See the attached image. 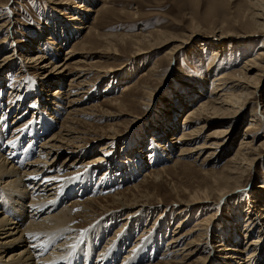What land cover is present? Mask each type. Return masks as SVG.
<instances>
[{"label": "rangeland", "instance_id": "rangeland-1", "mask_svg": "<svg viewBox=\"0 0 264 264\" xmlns=\"http://www.w3.org/2000/svg\"><path fill=\"white\" fill-rule=\"evenodd\" d=\"M4 1L0 0V3ZM80 2H85L82 3L83 5H101V1L98 0H91V3L85 0H70L66 6L51 5L48 4L47 0H8L5 3L8 15L14 17L15 22L13 21V26L9 30V39L6 45L0 47V58L5 54H9L11 57L16 56V58L11 61L12 63L0 67V140L2 144L4 140H10L7 147L3 146L0 151L1 153L7 151L10 145H18L20 151H26V148L30 146L28 150L33 153L31 152V155L26 158L31 159V157L36 156L43 160L46 156L41 144L53 133L61 130L66 131L73 127L76 128L75 131L86 132L83 134L84 136L79 134L82 137L79 143L82 150L81 154L73 151L75 142L53 151V153H59L56 156L55 168L61 164L66 156L69 158L78 157L77 159H79L76 165L66 169V172L68 173L69 170L70 173L62 176L72 180L70 185L75 190V195L72 196L71 194L61 204L63 205L69 200H72L71 203L76 202V204H72L73 208L68 207L71 209L70 215L73 219L70 226L74 228L75 238H81V247L86 245L88 239L92 240L91 264L93 261L95 264L97 262L95 255L101 256L100 254L104 253L102 249L109 247L105 246V241L112 243L114 239L109 241V238L114 236L117 239V234H122L127 228L129 230L128 239L117 257L114 256L112 264H122V256L126 250L129 251L130 247L133 249L132 251L130 249V252L137 257L135 263L132 264L166 262L172 258L173 254L170 252L174 248L173 245H167L168 240L180 218H182L181 216L186 215V219H182L181 222H183L182 230H187L194 228V224L200 221L203 215L210 210L202 207L205 203H198L192 205L195 209L188 211L187 214L179 213L182 207L178 203L179 200L184 202L197 191H211L220 185L218 171H220L227 156L236 149L244 125L249 122L250 109L253 104H249L247 109L236 117V121L231 127L230 146L225 149V153L214 164L198 165L200 159L205 156V150H203L199 155L200 159H197L196 162H193L196 153H191L184 156L181 163L173 166V160L177 158L178 146L169 147L167 142L161 141L159 138L164 133L160 129H165L172 141L182 129L186 128H182L181 124L183 114L197 105L210 91L213 74H208L209 65L207 63L210 58V51L215 46L227 45L225 53L231 50L234 53L232 54L233 59H239L235 64H230L232 67L236 63L237 65L242 64L244 58L254 54L255 49L259 48L256 45L264 40V33L253 38L241 37L242 34L246 33L245 29L242 25L233 23V17L243 7V0H108L105 4L106 7L97 15L89 12L87 17L85 16V22L88 23L92 22L93 17L96 19L93 37H97L92 38L91 45H87L95 52L85 59L89 62L97 59L100 66L112 69L113 73L108 74L104 79H98L94 73L87 75L92 91L80 103L83 107L92 110H89V114L74 116L77 121H73L74 124H69L64 122L68 115L67 111H69L66 101L55 99L53 102H49L47 97L42 98L39 94L42 87H46V91L47 89L59 88L60 85L56 83V79L52 78L48 81L53 80L52 82L44 83L43 79H40L38 75L36 76L34 69L28 68L25 71L24 64L26 63L22 66V62H24L23 56L26 47H37V45H33L36 38L44 43V39L48 38L47 36L53 38L56 44L57 42L61 44L56 51V56L52 55L55 51L51 50L53 45L49 42V44H44L46 56H54L52 58L55 63L62 61L67 51L66 48H71L78 39H83V34L86 31H76L73 28L74 24L65 26L68 24L66 19L70 18V14H72L70 6ZM55 9L62 12V17L56 16ZM221 25L225 28H235L233 29L235 31H233L234 36L223 40L225 43L219 45H217L219 39L216 37L210 36L205 40L203 36L212 34ZM61 30L62 32H60ZM162 33L172 35L175 40L161 47L153 48L147 54L132 56L135 47L131 44L135 40H138L140 44L147 39L159 37ZM12 43H15V51L12 50L14 47L11 45ZM16 43L22 44V49L18 50V46L21 45H16ZM204 43H207L206 48L201 51L199 48L203 47ZM108 44H112L114 48L123 51L121 55L111 57L102 54L101 52ZM177 44H180V48L171 53L172 67L162 63L163 71L161 70L158 80L153 78L148 81V91L151 90L152 92L148 95L151 98L149 100L150 106L147 107L148 110H151L148 111L140 107L138 104L143 99L142 86L147 78V76L142 75L160 55L170 52ZM78 56L80 55L75 57ZM220 59L224 58L221 57ZM223 62L217 59L214 65L215 63L222 65ZM228 67L229 64L227 67L223 66L222 70L231 68ZM76 74L77 71L72 67L70 73L63 77L62 84L65 85L69 78ZM126 84L135 85L130 92L123 93L124 96H122L126 100L128 99L127 102H124L127 105V111L117 114V108L110 105L109 102L106 103V100L119 99L122 86ZM259 89L262 98L264 97V72H261ZM146 101L148 102V100ZM15 103L20 104L16 107ZM107 111H111L110 113H114V115H104L107 114ZM147 112L149 113L147 114ZM70 117L72 118V116ZM158 124L160 126L164 124V127L159 128ZM16 125L17 127L22 126L20 131L16 130ZM206 125L205 134L214 131L215 126L212 123H209L210 126L208 123ZM109 126L115 130L110 132V136L116 133L113 138L103 137V132ZM157 129L160 137L156 132ZM171 129L174 131L172 132ZM75 135L72 134L73 137ZM263 136L264 133L260 131L257 143L264 141ZM153 141H159L160 145L166 147L164 146L162 150L156 152ZM259 150L261 157L256 159L250 167L247 187L252 184L255 185L254 187L258 184H262L264 187V146ZM99 155H101V160L99 162L94 161ZM162 167L165 168V172L161 174L160 179H153L155 183L152 180L142 182L143 175L149 173L150 169L157 170ZM134 185H137L140 191L148 192L149 195L145 201V210L140 213L141 217L137 214V218L127 223L128 221L123 220L122 217L126 211L132 209L120 208L117 204L118 200L115 198L121 196L130 199L132 195L137 194L136 190L138 189L133 188ZM152 185H158L159 188L154 190ZM253 190L257 194H264V188H260L259 191ZM245 193L246 191H241L239 199H235L236 193H228V198L222 205V211L218 212L220 218L212 223L214 225L211 228L215 227L218 230L217 235L220 233L219 240H221L222 245L233 249L235 247H232L231 243H238V237L233 239L234 232H241V234L238 233L239 239H241L239 246L243 247L244 255L235 256L231 260L223 259L221 252L218 253L215 249V251L213 250L212 261L208 264H264V236L260 239L259 244H254L257 250L254 251L251 260L248 259V263L244 262L253 252L251 248L244 250V244L252 237L256 238L261 234L258 228L253 227L246 238H243L245 235L244 233L242 235L243 224L249 218L248 216L255 213L253 211L250 215H245L249 212L248 207L243 206L240 209L238 202H246ZM87 199L93 200L91 205L87 204ZM82 202L89 207L85 208ZM211 202L213 203V201ZM230 216L233 222L237 223V230L232 228L234 224H229L226 221ZM119 226L123 229L117 231ZM135 239L139 240L136 241ZM132 243L134 244L131 246ZM203 252L207 254L205 250ZM99 256L98 258L102 257ZM129 262L130 260H126L124 264H130ZM81 263L85 264L84 261L79 264Z\"/></svg>", "mask_w": 264, "mask_h": 264}, {"label": "bare ground", "instance_id": "bare-ground-1", "mask_svg": "<svg viewBox=\"0 0 264 264\" xmlns=\"http://www.w3.org/2000/svg\"><path fill=\"white\" fill-rule=\"evenodd\" d=\"M7 1L8 0H5L0 3V47L6 45V42L9 39V30L15 22L14 17L8 15L6 9L7 6L5 5ZM85 1L91 3V0ZM98 1H101V5L99 6H93L91 4L83 5L82 3L85 2L76 3L75 5L70 6L72 14H70V18L66 19L68 24H65V26L74 24L73 28L76 31H86L83 34V39H78L71 48H66L67 51L61 62L55 63L52 58L56 56V51L59 49V44L61 43L59 42L58 44L57 42L56 44L53 41V38L49 36L44 39V43L36 38L33 45H37V47L33 48L32 46H29L24 50V62H22V66L26 63L24 64L25 71L28 68H32L36 72V76L38 75L40 79H43L42 81L44 83L52 82L53 80L50 82L48 81L53 78L54 80L56 79V83L60 85L59 88H54L52 90L47 89V91L45 90L46 87H42V90H39V94H41L40 97L42 98L47 97L49 102H53L55 99L66 101L65 103L67 104L66 106L69 108V111H67L68 115L65 117L64 122L69 124H74L73 121H77L74 116L89 114V110H92L88 107H83L80 103L88 97L89 93L92 91V88L89 87L91 84L89 83L87 75L94 73L97 75L98 79H104L108 74L113 73L112 69L100 66L98 64L99 60L95 59L94 61L89 62L85 59V57L88 58L91 53L95 52L87 45L92 44V38H97L93 37V29L96 19L93 17L90 24L85 22V16L87 17L89 12L97 15L106 7L105 4L108 0ZM47 2L48 4L55 6L59 4L66 6L70 0H47ZM243 2V7H241L235 13V17H233V23L235 22L239 26L242 25L245 29L244 31L246 33L242 34L241 37L253 38L263 34L264 0H243ZM54 11L56 12V16L62 17L61 11L56 9ZM233 29L235 28H225L221 25L218 29H214L215 31H213L212 34H205L207 36L203 37L205 40L210 36L216 37L219 39V42L217 43V45H219L225 43L223 40L234 36L233 33L235 31ZM60 32H62V30ZM174 40L175 38H173L172 35H166L165 33H162L159 37L147 39L140 44L138 40H135V42L131 44L135 47L132 56L136 57L147 54L153 48L161 47ZM48 42L53 45V49L51 50H55L54 53H52L54 56L50 55V57H47L45 54L43 45L46 43L49 44ZM17 44L21 45L18 46V50L22 49V44L16 43V45ZM206 44L207 43H204L203 47L199 49L201 51L205 50ZM11 45L14 46L12 50L15 51V43H12ZM256 46H259V48L255 49L256 51H254V54L244 58L242 64L238 63L239 65H237L236 63V65L232 67L230 64H235L239 59H233L232 54L234 53L231 50L225 53V50H227L225 48L228 47L227 45L221 44V46H215L212 51H210L211 54L207 63V65H209L208 74H213L209 89L210 91L207 92V95L199 101L197 105L191 107L183 114L181 124L182 128H186L182 129L180 134L174 138V140L172 139V141L166 130L160 129V131L164 133V135L159 138L161 141L163 140L164 142H167L169 147L173 145L178 146V153L176 154L177 158L173 160V166L181 163V159L191 153H196L193 160V162H196L197 159H200L199 155L203 150H205V156L200 159L198 165L214 164L221 158V155L225 153V149L230 146L229 139L232 135L231 127L233 126L234 121H236V117L241 115V113L247 109L249 104H253L250 109L249 122L244 125L242 136L238 139L239 143L236 149L227 156L220 171H218L220 185L211 191H197L193 196H190L188 200H185L184 202L179 200L178 202L182 205L179 213L184 212L187 214L188 211L195 209L192 205H197L198 203H205L202 207L204 209L209 208L210 210L203 215L200 221L194 224V228L187 230H182L183 222H181L182 219H186V215L181 216L182 218H180L175 230L172 231L173 234L172 236L170 235L171 237L167 244L174 246L172 250L169 246V249L172 251L170 253L173 254L172 258H169L170 260L168 261L165 260L166 262H159L157 264H208L212 261L213 250L215 251V249L216 252H221L223 259L231 260L235 256L244 255L242 250L243 247L239 246L241 240L239 239V234H241V232H234L233 239L238 237V243L229 242L232 247H235L233 249L228 248V246L225 247L224 244L222 245L220 243L221 240H219L220 233L217 235L218 230L215 227L211 229L212 225H214L212 223L220 218L218 212L222 211V205L226 202V199L228 198L227 196L230 193H236L237 196H235V199H239L240 192L246 191V202H238L240 204V209L243 208V206L248 207L249 212L248 214L245 213V215H250L253 211L255 212L254 215L252 214L248 216L249 218L244 222L245 224H243L244 229L242 230V235L243 233L245 234L243 235V238H246V235L249 234L253 227L258 228L261 232V234L256 237L257 239L252 237V239L248 241L249 244H247L248 242L244 244V250L251 248L253 251L250 255L248 253L249 256L244 262H247L248 259L251 260L254 251L257 250V248H255L256 245L254 244H259L260 239L264 236V194H257L253 190L256 189L259 191L260 188L264 187L262 184H258L256 187L252 184L247 187V178L250 167L256 159L261 157L259 149L264 146V141L257 143V139L260 137V131L264 133V97L261 98L262 94L259 89L261 72H264V40ZM179 48L180 44H177L170 52H165L160 55L152 66L142 75L147 76V78L142 86L143 99L139 101L138 104L140 107L148 110L147 106H150L149 100L151 98V96L148 97V95L152 92L151 90L148 91V81L153 78L158 80V76L162 70V63L170 68L172 67L171 53ZM121 52L123 51L114 48L112 44H108V46L104 47V50L101 53L110 55L111 57H117L121 55ZM76 55L80 56L75 57ZM221 57L224 59H220ZM15 58L16 56L11 57L9 54L3 55L2 58H0V67L9 64ZM217 59L224 61L222 65L216 63L214 65V62ZM228 64L231 68L222 70L223 66L227 67ZM72 67L77 71V74L71 76L65 86L62 84L63 77L70 73ZM134 85L135 84H126L122 86L123 88L120 92V96H118L121 101L118 98L106 100V103L109 102L110 105L117 108V114H122L127 111V105L124 102H127L128 99L126 100V98L122 96H124L123 93L130 92ZM45 91L49 94H46ZM73 91L75 92L73 93ZM38 99L40 100L39 97ZM146 100H148V102ZM19 104L20 103H15V106L18 107ZM58 104L59 103L57 102V105ZM150 110L151 109L148 111ZM110 112L111 111H107V114L104 115H114V113ZM148 113L149 112H147V114ZM70 116H72V118ZM207 123L208 125L209 123H212V125L215 126V129L213 132H207V134H205ZM21 127L22 126L19 125L16 130L20 131L19 129H21ZM162 127H164V124L159 128ZM75 130L76 128L73 127L66 131H56L57 133H53L47 138L41 144L44 149V155L46 156L43 160L36 156L33 158L31 157V159L26 158L31 155L32 151L28 150L30 146L26 148L27 150L25 149L26 151H20L18 145H10L8 150L3 153L0 151V264H79L82 261H84L85 264H91V250L93 249L92 240L88 239L86 245H82L81 247V238H75V233H73L74 228L70 226L73 218L70 215L71 209L68 207H72V204L74 205L76 202L71 203L70 201L72 200H69V202L66 201V203H64L65 205H61L71 194L72 196L75 195V190H73L70 185V181L72 180L62 176L70 173L69 170L67 173L66 169H70L73 165H76L79 159H77L78 157L69 158L66 156L58 167H54L56 156L59 155V153H53V151L64 148V146L69 145L71 142L76 143L73 151L80 152L81 154L82 150L79 143L82 137L80 135L86 134V132ZM114 131V128L109 126L104 132H101H103V137L113 138L116 136V133L115 135L110 136V132ZM171 131L173 132L174 130L171 129ZM156 132H158V129ZM72 134L76 135L73 137ZM157 134L158 137H160L159 132ZM9 142L10 140H4V143L2 144L0 140V148L2 149L3 146L7 147ZM153 142H155L154 150H156V152L162 150L165 146L160 145L158 143L159 141ZM103 148H105V146H103ZM100 156L101 155L94 159V161L99 162V160H101ZM81 163L83 162L81 161ZM163 172H165L164 167L157 170L150 169L149 173L143 175L144 178L142 182L152 180L155 183L154 180L160 179ZM69 176L67 175V177ZM152 186L154 190L159 188L158 185ZM133 188L138 189L136 190L137 194L132 195L130 199L121 196L115 198V200H118L117 204L120 208L132 209L126 211L124 217H122L123 220L128 221L127 223L132 222L134 218H137V214L141 217L140 213L145 210V201L149 195L148 192L144 193V191H140L137 185H134ZM92 201L93 200H88L87 204L91 205L90 203ZM211 201H213V203ZM88 207L89 206L85 205V208ZM221 218L223 217L221 216ZM226 221L229 224H234L232 228L237 230V223L233 222L231 216L229 219H226ZM122 229L123 228L121 227L117 228V231ZM124 230L125 231L122 234H117V239H115L114 236L109 238V241L114 239L112 243H108L107 240L105 241V246L109 247L102 249V251L104 250L103 254L99 253L102 257L98 256L101 258H98V256L95 255L97 258L95 264H112L113 258H115L114 256L117 257L128 239L129 230L127 228ZM133 244L134 243H132L131 246ZM121 245L122 247H119ZM130 249L129 251L126 250L124 256H122V264H124L126 260H130V264L133 262L135 263V260H137L136 255L130 252ZM132 250L133 249H131V251ZM204 250L207 254L203 252ZM141 257L143 258V256ZM109 261L110 263H108ZM92 264H94V261Z\"/></svg>", "mask_w": 264, "mask_h": 264}]
</instances>
